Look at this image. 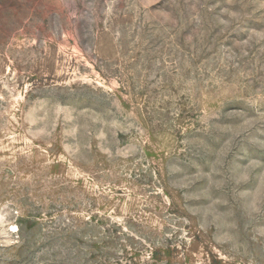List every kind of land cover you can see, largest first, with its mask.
Returning a JSON list of instances; mask_svg holds the SVG:
<instances>
[{
    "label": "rangeland",
    "instance_id": "rangeland-1",
    "mask_svg": "<svg viewBox=\"0 0 264 264\" xmlns=\"http://www.w3.org/2000/svg\"><path fill=\"white\" fill-rule=\"evenodd\" d=\"M0 264H264V0H0Z\"/></svg>",
    "mask_w": 264,
    "mask_h": 264
}]
</instances>
